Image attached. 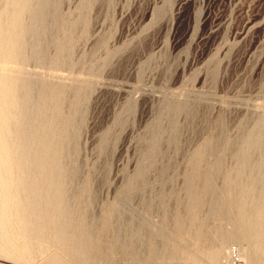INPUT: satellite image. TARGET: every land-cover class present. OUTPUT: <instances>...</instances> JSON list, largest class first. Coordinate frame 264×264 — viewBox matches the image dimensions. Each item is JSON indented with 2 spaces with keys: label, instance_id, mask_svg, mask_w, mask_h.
Wrapping results in <instances>:
<instances>
[{
  "label": "rangeland",
  "instance_id": "374dc122",
  "mask_svg": "<svg viewBox=\"0 0 264 264\" xmlns=\"http://www.w3.org/2000/svg\"><path fill=\"white\" fill-rule=\"evenodd\" d=\"M4 1L9 2L1 0L2 6L5 5ZM46 8V14L49 15L50 9L53 19L50 17L49 23V16L44 14L47 16L44 17L46 20L42 19L43 23L39 20L40 27L43 24L41 28L45 29V32L40 34L38 42L40 44L38 52L40 51L43 57L41 55L37 56L39 58L35 57L33 48L36 52L38 44L32 47L34 37L27 35L24 51L28 59L24 61L25 65L23 64V75L25 79L38 81L44 85L65 86L62 93L64 96H59L61 100L59 110L66 106L62 109L64 112L60 111L57 114L58 121L62 124L64 122L62 120H67L66 117L69 120L70 116L77 127L74 126V130H77H73V136L70 137L75 143L73 141L69 143L70 156L68 158V154L67 160L65 159L68 171L69 166H75L70 173L71 181L64 185L67 187L71 182L70 187L64 188L65 194L61 202L65 218L69 213L73 218L87 212V219L90 218L91 221L88 223V230L90 232L92 229L90 232L92 237L97 239L98 244L102 243L101 239L103 242L108 239L106 241L108 242L111 238L108 235L111 234L108 233L110 231H104L106 213L114 202L124 200L127 204L124 205L125 212L122 210V214L124 216L127 214L126 217L132 216L133 225L138 221L136 223H143L149 229L156 225L157 229L164 230L161 231L162 236L156 238L159 247L161 246L160 254L161 250L162 253L168 252L165 264H170L172 259L174 262L171 264L175 262L184 264L187 258L190 260L195 257V252L199 250L197 249L199 240L197 235L196 238L191 234L180 235L181 237L179 234L175 235L172 230L175 217L173 215L185 214L183 202L187 200L185 196L187 192L184 193L183 186L187 177L196 172H206L210 176L208 182L213 184L211 192H216L213 194L215 198L222 200V203L220 202L222 206L213 213L211 204L214 196H211L212 193H200L202 197L199 199L201 205L199 215L201 224L205 225L200 226V229L207 227V230H215L213 227H217V230L220 226L230 230L231 234V238L229 236L225 239L227 243L224 241L228 257H222L214 264L228 260L232 247L239 250L236 238H240V235V240H243L252 252L259 237L255 235L252 239L247 238V233L238 222L229 201L230 194L233 193L231 190L227 192V188L224 190V178L231 172V168L236 170L239 162L237 160L236 164L235 160L239 159L237 153L245 138L255 129L258 130L260 124V127L263 126L260 131L262 133L264 131V0H48ZM9 12L11 13L7 11L6 15H2H5L4 19L10 18ZM23 15L21 18L24 21L21 22H25V25L30 23L29 16ZM33 22L37 25L39 23ZM66 29L71 33L70 38L66 37L70 39H66L70 41L68 46L65 45L67 42L62 35ZM61 45L70 49L63 48L60 51ZM40 47L44 48V51H41ZM59 52L63 54L59 55ZM57 56L60 58L55 66L51 63ZM7 65L8 68L15 66ZM44 85L42 91L47 92ZM73 88L76 89L74 95ZM76 94L82 96L84 94L85 98L83 101L80 100L79 114L77 111L75 115H71L74 109L70 107L80 98ZM32 101L27 104V107L30 106L27 108L29 114ZM50 103L52 102H48ZM48 104L44 112L46 116L52 111L53 104ZM184 104L188 105L183 106ZM29 119L28 117L26 120L31 122L32 119ZM174 132L178 133V136L174 135L176 140L173 137V134H176ZM154 143L158 144L159 150L149 158L152 164L148 167L149 171L146 170L148 172L145 173V177L142 176L145 180L138 183L136 173L138 174L137 171L145 164L144 155ZM203 144L210 147L207 148L209 153L208 151L205 153L208 156L203 155L206 158L204 157L201 162L199 159L202 160L203 156L199 157L197 164H200L195 165L194 151L204 147ZM72 154L77 158L72 157ZM255 155L251 156V161L254 159L251 164L253 166L260 157L257 156L255 160ZM220 160L222 162H219ZM215 165L218 166L217 171L221 170L222 173L213 171L216 170ZM251 168L250 166V170ZM67 170L64 173L69 176ZM227 171L229 172L226 173ZM131 179H137L138 185L130 187L128 182ZM260 183L264 186V179L263 183ZM85 188L86 190H83ZM87 188L91 191H87ZM24 192L26 193L27 189ZM65 200L68 203H65ZM35 203L33 206L36 209L38 203ZM39 204L43 207L41 203ZM26 213L25 218L27 220L30 218L31 224L34 220L33 223L37 225L38 230L36 226L30 229L27 227L26 232L22 234L24 230L20 231L18 227L16 229L14 224L9 225L3 232L0 228V264H57V261L60 264L75 262L108 264L106 257L108 251L104 253L105 258L96 256L95 251H92L91 255L85 254V257L83 252H73L71 246L73 241L68 240V234L52 236V239L50 234L46 235L51 229L49 226H54L52 217L48 215L35 217L33 213L28 211ZM219 213L220 216H217ZM68 219L69 217L66 220ZM163 221L166 224H162ZM185 222L187 225V221ZM123 223L124 221L122 226L125 225ZM39 224H42V228L45 227L44 230H41ZM126 228V225L123 226L122 235L131 239L133 237L130 235L131 230ZM232 230H235L234 233ZM211 235H208L207 241H203L205 243L200 245L201 248L208 249L224 237V234L213 235L217 236L215 239ZM104 236L108 238L105 240ZM233 236L236 237L234 240ZM58 239H62L60 243ZM21 241H26V244L24 243L26 246L29 244L28 250L26 246L21 245L23 243ZM96 241L93 240L94 243H97ZM53 242H57L61 247ZM20 246L23 247V251ZM146 248L137 255L132 253L130 255L127 250V252L121 250L120 254L113 252L111 255H116L113 257L114 264H159L162 259L150 258L153 257L148 252L150 247ZM174 251L179 253L177 257L179 260L170 254ZM240 253L246 264L245 257ZM55 255L57 257H54ZM82 257L87 261H83ZM184 257L186 259L182 261ZM51 258L58 260L54 259L55 263ZM201 260L198 264H207L205 260Z\"/></svg>",
  "mask_w": 264,
  "mask_h": 264
},
{
  "label": "bare ground",
  "instance_id": "6f19581e",
  "mask_svg": "<svg viewBox=\"0 0 264 264\" xmlns=\"http://www.w3.org/2000/svg\"><path fill=\"white\" fill-rule=\"evenodd\" d=\"M7 1H9V2L6 3L4 1L5 2L4 6H2L3 3H0V5H1L0 6V62L3 65L0 67V228H1V232L5 231L8 228V226L12 225V224L16 225V229L18 227L19 228L18 230H20V231L24 230V232H22V234L26 232L25 229L27 227H28V229L34 228L35 226L37 227V225L34 224L35 223L34 220H33L34 223L32 222V224H31V222L29 220L30 218L28 220L25 218V214H27L26 212L28 211L29 213L35 214L34 215L35 217H37V216L43 217L45 215L52 217L51 221H53L54 226L48 225L51 229H49V231H47L45 229L48 232V234H46V235L49 236V234H50V238L52 239V236H56V235L59 236L63 233H65L64 235L68 234L69 235L68 237L70 238V239L68 238V240L73 241L72 245H71L73 252L74 251L83 252L84 257H85V254H88V253L91 255L92 251H95L96 256H98V257L103 256L104 257L105 251H108L109 253L106 255V257L108 258L107 262H108V264H114L115 262L113 261L114 260L113 257H115L116 255L112 256L111 253L119 252V254H120L121 250H124V251L127 250L130 252V255H132V254L137 255L140 253L141 250L143 251L144 248H146L148 246V249L150 247V251H151V252L148 251L150 253L149 255L153 256L150 258L159 257L160 259H162V260H160L161 262H159V264L160 263L165 264L166 263L165 260H168V259H166L168 252L162 253V250H161V254H160L159 249H161V246L159 247V241H157L158 239L156 238L159 235L162 236L161 231H164V230H160V228L157 229L156 225L154 226L153 229L151 227L152 225H150V227H151L150 228L151 230H150L148 228V226L146 227L145 225H143V223H139V224L136 223L138 221L134 222L136 225L135 224L133 225L132 221H131L132 216L126 217L127 214L124 213L125 216L122 214L123 213L122 210H124V208H125L124 205L127 204V202L124 200L119 201V202L118 201L114 202L108 208V211L106 213L104 231H106V232L110 231L108 233L111 234V235H108V237L111 236V238L109 239L108 242H106L108 240L107 239L108 237L106 238L104 236L105 238L104 237H102V238H104L105 240L107 239V240L103 242V239H101L100 241L102 243L98 244L99 242L96 241L97 239H94L95 237H92V235L90 234L92 229L90 232L88 230V225L91 223V221L89 220L90 218L87 219L88 218V216L86 214L87 212L84 211L85 213L81 214L80 216H77L75 214L76 217L73 216V218H72V216H70V213H69V216H66V218H65L66 214H64V208H62L61 202H62V199L64 197L63 195L65 194L64 188H68L69 184L71 183V182L68 183V186L65 187L67 185L66 182L71 181L70 180L71 179L70 173H71V171L74 170V167H75V166L74 167L69 166V171H68L67 167H66V164H68V163L65 164V159L67 158V155L69 154L68 150L70 151V149L68 148V147H70L69 143L73 141V140H70L71 139L70 137L73 136V133H74L73 130L75 128H77L74 125V119H72L70 116H69V120H68V117H66L67 116L66 115L65 117L67 118V120L63 119L62 121H64V122H62V124L59 123V121H58L59 117H57V114L60 113V111L64 112V111H62V109H64L63 107L66 106V105L62 106L61 110H59L60 104H61V100H60L59 96L63 95L62 93H63V89L65 90V88H64L65 86L63 87V86H59V85H44L38 81L29 80L27 78L25 79L24 75H23L24 74L23 73V69H24L23 64H24V61L26 59H28L27 55H25L26 52L24 51V47L26 49L25 43H27V42H25V38L28 36L29 37L33 36L34 37V43H33L34 45L31 43L32 47L37 46L36 44H38V42L40 41V34L42 32H45V29L41 28L43 26V24L40 27L41 22H39V20L40 21L42 19L46 20L44 17L47 15L46 14V10H47L46 3L48 0H7ZM52 2H54V1H52ZM52 2H48V4L52 3ZM9 5H10V8H9ZM50 5H48V6H50ZM55 6H56V4H55ZM50 7L52 8V6H50ZM53 7H54V5H53ZM7 11H11V13L9 12L11 15H10L9 19L5 17V19H8V20H5L3 17L6 15L5 13ZM50 13H52V12H50V9H49V13H48L49 15H47V16H49L48 18L51 17L53 19V15H52L53 13L52 14H50ZM55 13L56 12H54V14ZM3 14H5V15L2 16ZM22 14L29 16L28 18L30 19V23L29 22H28L29 24L27 23L28 26H26L27 24L25 25V22L24 23L21 22V20H23L21 18ZM44 14H46V15H44ZM50 15H52V16H50ZM48 18H47V20H48ZM51 18H50V20H48V22L51 21ZM44 20H42V23ZM55 20H57V18ZM33 21H38L39 22L38 25L36 22H33ZM53 22H55V21H53ZM34 23H36V26ZM23 24H24L25 28H24ZM45 24H46V22H45ZM45 24H44V27H46ZM37 26H39L40 28H37ZM66 30H68L67 32L70 33L69 29H66ZM66 30H65L64 34H62L65 36L64 40L67 42V43L65 42L66 44L64 43L65 45L70 43V41H67L70 39H67V38L68 37L70 38V36H71V33L69 36H66L68 34V33H66ZM65 33H66V35H65ZM46 38H48V37H46ZM43 40H45V39H43ZM61 40H63V39H61ZM56 41H57V39H56ZM61 42H63V41H61ZM39 46H40V44H38L36 52H35V49L33 48L35 57H37L38 55H39V57H40V55L43 57V55L40 53V51L38 52ZM44 48L43 49L41 48V51H44ZM59 48H60V51H62L63 48H66V46L64 47L63 45H61V46H59ZM69 49L70 48H68L67 50H69ZM42 53L44 54V52H42ZM62 54H61V52H59V55H62ZM65 55H67V54H64V56ZM29 57H30V55H29ZM39 57H37V58H39ZM59 58H60V56H57L56 59L53 60V62L51 64L54 63L56 66V64L59 62L58 61ZM40 59H42V58H40ZM10 63L15 64V66L13 64L11 65ZM7 64L14 66V68H8ZM60 64L61 63H59V65ZM43 85L46 86L47 92L42 91ZM73 89H72V91H74V93L73 92L72 93L74 95L76 92L75 91L76 89H74V90ZM22 90H23V92H21ZM78 90H77V93H78ZM79 92H80V90H79ZM66 93H67V91H66ZM72 93H71V95H72ZM79 94H76V96H80V98L79 99L77 98L78 100L75 101L76 102V103H74L75 105L74 106L72 105V107H70V108L74 109V110L71 109L72 110V112L70 113L71 115L72 114L75 115V113H77L80 100L82 99L81 101H83L85 98V97H83L84 94H83V96L79 95ZM73 95H72V97H73ZM63 96H62V99L64 98ZM76 96L74 98H76ZM29 101L33 102V105H31L32 108L30 110L31 111L30 114H29V110L27 109V108H30V106L27 107V104H29L28 103ZM48 102H52L50 104H53V105L51 106L52 111L50 112V114L48 116H46L44 112H46L45 110H46ZM64 102H65V100H64ZM50 104H48V105H50ZM185 105L186 104H184L183 106H185ZM48 112L49 111L47 110L46 114H48ZM78 114H79V111H78ZM77 116H79V115H77ZM28 117L30 119H32L31 122L26 120V119H28ZM262 119H260V120L262 121ZM260 120L258 121L259 123H260ZM60 121H61V119H60ZM263 121H264V119H263ZM75 124H77V123H75ZM257 125H258V123H257ZM260 125H259L258 130L253 129L254 132L252 131L253 133L251 132V134H249V137L245 136L247 138V140L245 138L244 142L242 141L243 144L240 145L241 147L237 153V156H238L237 158H239V159H236V156H235V159H236L235 162L237 160L239 162L238 164L236 162L237 168H236V170H234L233 168H231V169L229 168L231 172L228 173L229 171H227L226 173H228V175L226 176V178H224L225 179L224 190L227 188L226 189L227 192H229L231 190L233 194L235 193L234 195L228 193V194H230V197H231V198H229L230 199L229 201L232 204V208H234V211H235L234 213L236 214L238 222L241 224V226L246 231L245 232L243 230V232L247 233V238L249 237L248 239H252V236L254 237L255 235H256V237H259L256 240L257 246L255 248L252 247L254 250L252 252H250L251 250H249V248L247 247V244H245L243 240L242 241L240 240L241 235L239 236V234H241V233L238 234V236L240 238H236L233 236V240H234V238H236V240H237L236 243H237L238 248H239V250H238L239 253L241 252L240 254H242L247 261L246 264H264V253H263V250H264V186L260 185L261 184L260 182L263 183V179H264V131H263V133H262V131H260L261 130L260 128L263 127V126L260 127ZM74 126H75V128H74ZM175 127H176V125H175ZM177 129H179V128H177ZM76 130H74V131H76ZM174 130H175V128L172 131H174ZM263 130H264V128H263ZM178 132H180V131H178ZM174 133H176V134H173V137L175 138L174 135L178 136L177 135L178 133L177 132H174ZM13 135H14V139H12ZM171 138H172V135H171ZM176 139L177 138H175L174 140H176ZM171 141H173V138ZM236 141L238 142V140H236ZM239 143H237V144H239ZM200 146H202V145L200 144ZM208 146H209L208 144L206 146L204 145V147H202V148L200 147L198 150H195L196 152L194 151V154H193L194 160L192 158L191 159L193 160V163L195 165L200 164V163L197 164L199 160H200L199 162L203 161L204 157L207 155V154L205 155V153H207V151L209 153V149L207 150V148H210V147H208ZM226 146H227V144H226ZM238 147H239V145H238ZM73 148H75V147H73ZM158 150H159L158 144L154 143L151 146L149 152H147V154L144 155V159H146L145 164H143V166L140 168V170L137 171L138 174L136 173L138 183H141V182L143 183L142 180H145V179H143L145 177L144 175L147 174L146 172L149 171L148 167H150L152 164V163L150 164L151 161H149V158L151 157V155L153 153H156ZM72 151L71 152L74 153L73 149H72ZM219 151H220V149H219ZM255 152H257V153H255ZM252 154H256L254 157L255 160H256L257 156L258 157L260 156L259 160L254 164V166L251 165V164H253L252 162H254V159H253V161H251L252 160L251 159ZM154 155H156V154H154ZM203 155H205V156H203ZM69 156H70V154L68 155V158H69ZM73 156L74 155L72 154V157ZM201 156H203L202 160L201 159L198 160V158ZM75 158H77V157H75ZM70 159H71V157H70ZM221 160L219 162H222ZM69 161H67V162H69ZM69 163H74V162H69ZM193 163H191V164H193ZM217 163H218V161H217ZM222 165H223V163L221 164V166ZM250 166L252 167L251 170H250ZM77 167H79V166H77ZM214 167H216V165ZM217 169H218V166L216 167V170H213V171H215V173H216ZM219 169H221V168H219ZM65 170H67V173H69V176H68V174L66 176ZM146 170H148V171H146ZM232 170H234V171L232 172ZM220 171H217V172H220ZM221 173H222V171H221ZM63 175H65V176H63ZM142 176H143V178H142ZM208 177L210 178V176H208V174L206 172H204V173L196 172L194 174H191L189 177H187V180L184 182V186H183L184 187V193L187 192V194H185V196H187L186 197L187 200L183 202L184 203L183 213L185 212V214H182L184 216H182L181 214L180 215L177 214L178 216H176V215H173V213H172V215L175 216L174 217V225H173L174 228L172 229L174 231V234L175 233L179 234V236L185 235V234L186 235L191 234V235L195 236V238L197 235V238L199 240L197 243L198 244L197 249H199V250H198V252L194 251L195 257L190 258L188 256L190 258V260L188 258L186 259L184 257L182 259V261H184L185 259L188 260V261L185 260L186 262L184 261V264H198V261L201 259L205 260L207 262V264H214V262L219 261L220 259H222V257H228L227 250L225 249L224 243L226 242L225 239H227L231 235L230 230H226V228L223 229L222 227H221L222 230H220L221 229L220 226L217 230H216L217 227L216 228L213 227V229H215V230H210V229L207 230V227L200 229V226H203L201 224L202 223L201 218H200L201 216L199 215V213H200L199 210H201L200 209L201 205H200V201H199L200 196L202 194H206V193H212V194L216 193V192H211L212 188H213V184L211 185L208 182ZM137 179L136 180L131 179L130 182H128L129 186L133 187V185H135V184L138 185V183H136ZM89 183H87V184L90 185ZM87 184H85V185H87ZM86 187H88V186H86ZM26 189H27V192L25 193L24 190H26ZM83 190H86V188ZM88 190H90V189L87 188V191ZM200 193H202V194L200 195ZM212 194H211V196L213 197L214 194L213 195ZM85 195L86 194H84V196ZM206 196H208V195H206ZM212 197H210V198H212ZM156 198H157V196H156ZM82 200H83V198H82ZM221 201L219 198H215V196L212 198L213 204H211V209H212L213 213L217 209L221 208V206H222ZM35 202L38 203V206H36L38 208V209L36 208L37 210L33 206V203H35ZM146 202H147V200H146ZM210 202H211V200H210ZM39 203H41L43 205V207ZM65 203H68V202L65 200ZM85 203H84V205H85ZM79 204H81V203H79ZM69 206H71V205H69ZM78 206H80V205H78ZM124 212H125V210H124ZM77 214L79 215V212ZM88 214H90V213H88ZM213 215H215V214H213ZM217 216H220V213ZM222 216H223V213H222ZM68 217H69V219H68L69 221L66 220ZM133 219H134V217H133ZM147 219H148V217H147ZM165 219H167V217H165ZM88 220H89V222H88ZM123 221H124L123 224H125L126 227L128 228V229L127 228L126 229L131 230L130 235L133 236V237H131V239H127V238H125L126 237L125 235H122L123 232H121V230L123 229V226H125V225L122 226ZM185 221H187V223H188L187 225H186ZM166 222H167V220H166ZM203 222H205V221L203 220ZM40 223H42V221ZM74 224H75V226H74ZM162 224H166L165 221H163ZM41 225H40V227L42 228ZM163 226H165V225H163ZM43 228H45V227L43 226ZM43 228L41 230H44ZM36 229L38 230V227ZM197 229H200V230H197ZM13 230H14V228H13ZM234 231H233V233H234ZM39 232L44 235V233L42 231L39 230ZM39 234H37V235H39ZM210 234H212L211 237L213 235L224 234V237L223 236H222L223 238L220 237L221 238L220 242H216L215 245H213L212 247H210L208 249L201 248L200 245H202V243H205V242H203L204 240L207 241ZM126 235L128 236L129 234H126ZM21 237H20V239H21ZM215 237H217V236H215ZM215 237L213 236V238H215ZM43 238H45V237H43ZM96 238H98V237H96ZM230 238H231V236H230ZM191 239H192V237H191ZM212 239H210V240H212ZM22 240H24V238ZM56 240H57V238H56ZM61 240L62 239H58V241H59L58 243H60ZM93 240H95L97 243H94ZM193 240H194V238H193ZM253 240H254V238H253ZM253 240L251 243H253ZM65 241H66V239H65ZM218 241H219V239H218ZM250 241L251 240H249V242ZM21 242H23V241H21ZM25 242H23L21 245L23 246ZM54 243L55 242H53V244ZM69 243L70 242H68V244ZM55 244H57V242ZM28 245L29 244L27 243V246ZM59 245L57 244L58 247H61V245L60 246ZM24 246H26V245H24ZM23 247H21L22 251H23ZM171 248L173 250V246H171ZM171 248H169V249H171ZM62 249H64V248H62ZM178 249H180V248H178ZM197 249H195V250H197ZM27 250H28V247H27ZM146 250H147V248H146ZM174 250H176V249L174 248ZM20 251H21V249H20ZM60 251H61V249H60ZM165 252H166V250H165ZM183 253H181V254H183ZM18 254H20V253H18ZM170 254H172L173 258L174 257L177 258L179 256V253L177 251H174L173 253H170ZM56 255L54 257H57ZM184 256H185V254H184ZM84 257H82L83 261L86 260V259L84 260ZM111 258H113V259H111ZM54 259H56L55 261L58 260L57 258H54ZM54 259L51 258V260H53V262H55ZM172 260H171V263L174 262V261L172 262ZM177 260H179V258H177ZM116 261H117V259H116ZM58 263L60 264V262L57 261V264ZM177 263L175 262V264H177ZM75 264H76V262H75ZM77 264H78V262H77ZM86 264H88V262Z\"/></svg>",
  "mask_w": 264,
  "mask_h": 264
},
{
  "label": "built area",
  "instance_id": "2783aa9c",
  "mask_svg": "<svg viewBox=\"0 0 264 264\" xmlns=\"http://www.w3.org/2000/svg\"><path fill=\"white\" fill-rule=\"evenodd\" d=\"M229 258L228 260H224L219 264H245V262L241 259L239 255L238 249L232 247L229 251Z\"/></svg>",
  "mask_w": 264,
  "mask_h": 264
}]
</instances>
